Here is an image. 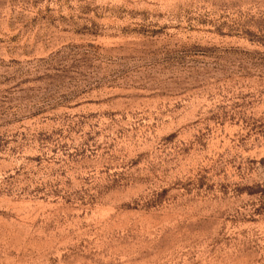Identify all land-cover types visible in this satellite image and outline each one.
Returning a JSON list of instances; mask_svg holds the SVG:
<instances>
[{
  "label": "rangeland",
  "instance_id": "obj_1",
  "mask_svg": "<svg viewBox=\"0 0 264 264\" xmlns=\"http://www.w3.org/2000/svg\"><path fill=\"white\" fill-rule=\"evenodd\" d=\"M0 264H264V0H0Z\"/></svg>",
  "mask_w": 264,
  "mask_h": 264
}]
</instances>
